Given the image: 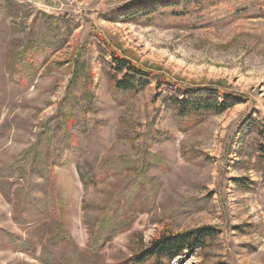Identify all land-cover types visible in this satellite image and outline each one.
I'll return each instance as SVG.
<instances>
[{
  "label": "rangeland",
  "instance_id": "obj_1",
  "mask_svg": "<svg viewBox=\"0 0 264 264\" xmlns=\"http://www.w3.org/2000/svg\"><path fill=\"white\" fill-rule=\"evenodd\" d=\"M136 1L0 0V264H41L54 224L65 264H125L164 233L202 227L219 236L173 264H264V0L130 19ZM111 53L151 84L115 90L126 72ZM164 78L237 103L183 115ZM123 161L134 166L84 187L79 163L94 176ZM139 179L149 197L94 257L96 222L116 203L129 210Z\"/></svg>",
  "mask_w": 264,
  "mask_h": 264
},
{
  "label": "trees",
  "instance_id": "obj_2",
  "mask_svg": "<svg viewBox=\"0 0 264 264\" xmlns=\"http://www.w3.org/2000/svg\"><path fill=\"white\" fill-rule=\"evenodd\" d=\"M181 1L187 2L189 0H138L124 8V10H131V12L127 14L130 19H133L136 15L147 18L159 13L160 9H170L172 6H177ZM261 13L264 16V11H261ZM110 57L117 72H126L122 79L116 81L115 90L123 93L137 92L151 84L149 78L150 74L148 72L116 53H111ZM13 68L12 64L11 69L13 70ZM22 73L24 72L21 71V74ZM157 84L158 88H160L162 84L170 89L173 87L176 88V85L168 78L158 79ZM183 88H176L182 99H170L172 106L183 115L188 112L223 114L234 108L237 103L236 100L231 101V96L228 95L225 96L222 102H219L215 98L213 90L206 89L205 94L196 90L189 96V90ZM260 151L264 154V147H261ZM131 164L132 163L128 161H123L118 165H106L102 169H99L93 176L89 173H85L84 164L79 163L78 173L84 187L87 188L91 183L101 184L108 176L123 172V170L129 168ZM140 176L143 177L142 175ZM142 185L143 179H139L138 183L125 195V198L128 197L131 201L129 203V210L122 209L119 203L109 206L108 209L104 208L106 209L104 217L99 219L94 226L95 231L98 233V235L93 237L94 250H92V253L94 257L99 254L97 251L99 245L103 244L105 246L111 238L133 221V206H138V201H145L149 197L147 194L142 197L138 195ZM106 205H104V207ZM61 230V224H54L51 227L46 241L41 248L39 257L41 264H65L64 254L61 251V247L64 243V237L60 236V233L62 234ZM219 232L220 231L214 227H202L177 235L164 233L160 238L153 240L149 246L138 255L125 261V264H173L177 259L179 262H182L184 257L195 253L197 250L203 251L208 248L209 245L217 239Z\"/></svg>",
  "mask_w": 264,
  "mask_h": 264
}]
</instances>
